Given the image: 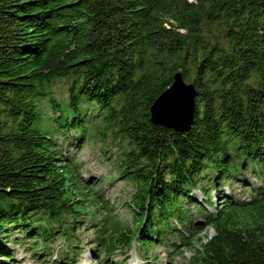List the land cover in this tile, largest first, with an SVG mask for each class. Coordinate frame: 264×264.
<instances>
[{"label":"trees","instance_id":"trees-1","mask_svg":"<svg viewBox=\"0 0 264 264\" xmlns=\"http://www.w3.org/2000/svg\"><path fill=\"white\" fill-rule=\"evenodd\" d=\"M178 71L196 92L183 131L151 115ZM104 122L100 139L119 146L112 165L134 183L135 225L96 229L101 264H119L109 256L134 239L176 256L186 247L190 264H264V186L245 185L246 200L219 186L247 162L264 183V0H0V252L14 231L35 257L65 235L56 262H72L85 213L73 188L99 192L66 162L53 127L69 144ZM198 220L214 234L197 236Z\"/></svg>","mask_w":264,"mask_h":264},{"label":"rangeland","instance_id":"rangeland-1","mask_svg":"<svg viewBox=\"0 0 264 264\" xmlns=\"http://www.w3.org/2000/svg\"><path fill=\"white\" fill-rule=\"evenodd\" d=\"M54 96L60 99H66L68 96V88L66 80H57L53 86ZM177 91V90H176ZM179 92V90H178ZM44 110L46 116L53 115V109L48 103L44 104ZM106 125L104 122L100 126H95L94 135L86 136V141H78L77 143H66L62 137L63 131L66 127H53V133H56V140L62 146V150H68V159L66 162L71 164L76 163L78 165L77 174L81 177L83 184L87 186H97L96 191L99 192L95 195L94 191L85 189L88 195H82L77 193V189L74 187L75 200L85 204L83 211L80 213L79 220L76 222L74 232L76 237L74 238L75 244L74 251L72 252V262L69 264H101L100 259L103 257L104 245L100 244L98 240L99 232L96 229L105 226L107 228L108 222L112 221L113 218H118L124 224L134 226L135 219L133 209L130 206V196L135 191L134 183L127 179L119 176L116 172V168L113 167L115 158L119 151L118 145L114 142L107 144L101 140V136L97 133L98 130H103ZM59 134V135H58ZM78 136L80 132L76 133ZM110 134V133H108ZM75 136V135H74ZM59 137V138H58ZM113 138L109 137L108 141ZM67 140V139H66ZM110 149V153L104 157V150ZM71 157V159H70ZM257 170L262 167L253 164ZM264 170V169H263ZM238 177L229 178L225 181H219L221 190L225 192V196H230L231 191L236 192L237 199H249L251 195L250 187L245 185H252L254 188L258 186H264V183L260 178L257 177L253 169L250 168V163L247 162L244 168L238 171ZM207 177V175H205ZM104 180L103 185L100 183ZM264 179V177H263ZM99 184V185H98ZM213 196L216 194L212 191ZM196 198H204V195L200 190L194 191ZM94 196H97L95 199ZM225 196L220 197V200L225 199ZM216 198V197H214ZM235 198V199H236ZM204 199L203 206L208 210H213ZM101 210L96 211L98 208ZM107 218L106 220H104ZM70 218L68 217V220ZM198 220L197 233L206 238L208 235H213L214 230L210 227L206 229V224ZM105 230L103 233H105ZM15 232V231H14ZM12 233L10 241H4L2 239L3 247L10 249V254L7 252H0V261L2 258H6L8 262L2 261L0 264H57L56 260L59 253L63 252L65 247H68L69 243L66 242L65 235H59L54 238V241L49 245L51 248V254L45 255L40 253L39 256L35 257L30 251H28V245H20L18 240L20 235L25 236L26 233ZM164 244V243H163ZM159 245L151 249H146L134 239L129 248L119 247L114 253L109 256V262H118L119 264H190L189 260L192 255V251L183 248V255H173L171 252L174 250L173 245ZM195 246L199 247V243L195 242ZM194 252V251H193ZM151 260V261H150Z\"/></svg>","mask_w":264,"mask_h":264},{"label":"water","instance_id":"water-1","mask_svg":"<svg viewBox=\"0 0 264 264\" xmlns=\"http://www.w3.org/2000/svg\"><path fill=\"white\" fill-rule=\"evenodd\" d=\"M195 95L196 92L193 84L188 83L184 79L181 71L176 72L172 85L155 100L154 104L151 107V115L153 121L157 124L171 127L176 130L183 131L188 129L193 120ZM188 101L190 104L189 106L187 105ZM175 102L183 103V105L187 107V111L189 112L185 113L186 121L183 126H178L176 124V122H178L177 117L172 118L170 115L169 108L172 106L171 104ZM167 112H169V117L171 118L167 117ZM244 166L245 165H243V167Z\"/></svg>","mask_w":264,"mask_h":264},{"label":"bare ground","instance_id":"bare-ground-1","mask_svg":"<svg viewBox=\"0 0 264 264\" xmlns=\"http://www.w3.org/2000/svg\"><path fill=\"white\" fill-rule=\"evenodd\" d=\"M172 105V106H171ZM170 106V108H169V112H170V115H171V117L173 118V117H177V120H178V122H176V124L178 125V126H183V124L185 123V121H186V117H185V113H189L188 111H187V107H185L184 105H183V103H181V102H175V103H173V104H171ZM188 106L190 105L189 104V101H188V104H187ZM169 112H167L168 113V116L167 117H169ZM156 113V112H155ZM171 117H169V118H171ZM41 238V237H40Z\"/></svg>","mask_w":264,"mask_h":264}]
</instances>
